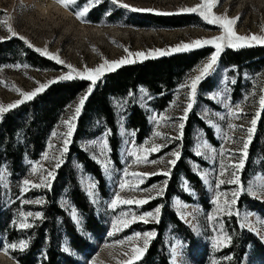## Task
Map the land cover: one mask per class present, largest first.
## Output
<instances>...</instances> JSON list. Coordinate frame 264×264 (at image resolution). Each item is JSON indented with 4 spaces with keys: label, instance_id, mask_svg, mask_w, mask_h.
<instances>
[{
    "label": "snow or ice",
    "instance_id": "1",
    "mask_svg": "<svg viewBox=\"0 0 264 264\" xmlns=\"http://www.w3.org/2000/svg\"><path fill=\"white\" fill-rule=\"evenodd\" d=\"M56 2L65 10H73L74 17L78 22L88 23L90 21H88L86 17L89 16L90 11L104 3L105 0H56ZM107 2L115 9H124L129 12H153L157 15L174 14L169 12H159L152 8L133 7L124 3L123 0H107ZM218 3L219 0H200V2L193 7L180 8L178 13L197 14L208 25L217 26L220 35L211 38H198L187 43L179 42L174 46L152 48L147 51H131L128 47L118 45L123 47L126 56L116 60L103 59V62L98 66H84L82 70L74 67L71 63H66L59 55V52H51L48 47H34L28 38L24 35L18 34V32L14 30L13 24L10 22L12 20L11 16L0 18V28L6 30L8 34L6 37L7 39L18 38L28 49L34 50L36 53H39L41 57H46L49 61H54L56 65L63 66L67 69L63 74L53 79H48L47 82L39 83L38 86L31 91H22L20 88L12 85V89L17 92L21 98L6 105L0 104V120H2L4 115L9 111L16 109L18 106H21L26 102L32 101L35 97L45 92L54 84L75 80L90 82L83 94L79 95L78 101L73 105H69V108L72 109L71 114L61 122L65 131H53L51 133L52 137L60 141V145L57 146L49 142L48 149L51 151L43 152L40 161H28L30 170L28 171V176L26 178L18 181V195H16L15 201L11 199L7 201V203L19 202V206L17 207L14 216L10 219L12 229L23 235L26 230L38 227V222H43L46 219L44 211L25 209V206L47 205L48 201L45 197L43 195H36L34 198H29L27 194L33 191L39 192L40 190L52 191L57 170L64 165L65 157L69 152V146L73 143V136L77 129V119L80 117L86 101H88L98 85V82H101L102 78L107 73L115 72L124 65H132L148 59L166 57L174 53H186L195 49H203L206 46H211L213 51L205 61L201 62V64L196 67L194 70L195 74L190 75L184 82L179 84L176 90L177 99L171 101L168 106L169 108H180L181 115L179 117H173L167 111L156 112L151 109L149 107V102L153 99V96L149 90L143 86L138 90L140 93L139 99H137L136 94L133 91H129L126 98L113 101L114 107L121 113L120 126L122 133L124 136L130 138L125 142L131 144V147L126 149V155L130 160V163L125 161L126 166L122 169V176L118 182V190L113 193L109 201L105 202L106 210L112 213L110 229L106 231V236L112 238L138 222L142 225H148L149 223L159 224L161 222L162 209L165 207V204H159L153 210H140L142 206L149 204L150 201L165 196L173 168L182 158V151L180 147L170 151L167 154L170 158L167 160L163 157L158 159H150V157L153 154L160 153L162 149L166 148L172 141L183 140L185 123L197 102L198 86L206 78H209L214 73L218 72V62L225 49L239 50L255 46H264V24L260 26L261 31L259 34H238L236 26L242 13L238 14L236 17H230L227 12L224 14H217L214 9L218 6ZM112 10V8L106 9L104 15L110 16ZM97 26H103V23L98 24ZM113 43L116 42L113 41ZM93 51H96V49L93 48ZM6 67H14L16 69H21L23 67L24 69H27L29 65L17 63ZM236 71V66L223 69L224 87L208 97L209 100H216L221 104L226 109V113H210L207 108L203 110L206 123L211 128L215 129L216 132L221 134V139L225 142L224 145L217 149L206 139L199 137L193 148L194 155L196 157H201L204 160L212 161L217 156L219 157L218 175L213 177V172L201 169L196 163L190 165L193 173L198 176L199 180L202 181L205 186L211 188L214 183L216 189L214 197L211 200V204L213 205L212 211L206 213L207 222L212 227L213 232L216 233L211 238V244L214 251L228 248L233 242V235L225 228V221L223 219L225 217H234L239 229H246L249 233L257 235V237L264 242V216H258L254 211L239 207V201L244 195L255 199L257 202H264V169L255 173L247 182L246 187L242 185L240 175L245 169L246 161L249 157V147L253 140L258 120L261 119L262 112H264V87H261L259 90L261 94L258 97L256 110L248 121L249 126L245 128L244 125L234 123L235 120H239L245 115L241 104H229L228 94L231 89L228 85L229 83L235 85L237 79L235 76H229L228 73ZM3 83L4 81H0V84ZM181 92L184 94L186 100V103L183 104L182 108L181 101L179 100V94ZM162 94L163 93H161V95ZM251 95L255 96L256 93L253 92ZM244 99L247 100L248 96H245ZM130 100L133 103H139L148 111V120L154 125L151 137L139 145H137L134 140L137 135V130L134 129L128 131L123 123V110ZM210 115L217 116L220 121L226 120L227 130H223L218 123L213 119L208 118ZM172 120L176 121L175 124L171 125L175 128L176 135L168 136L160 129L161 127L169 126V121ZM236 131H241L244 135L239 139H236L231 134ZM111 134V130L107 129L95 139H90L84 145H81L82 150L85 151V153L89 155V158L109 177H111L113 170L109 142ZM157 139L162 142L158 143ZM228 144H233L235 147L229 148L227 146ZM45 162L48 165L47 167L45 166ZM148 164H162L165 167L153 172L135 170L139 166ZM74 167L80 171L79 186L84 192L86 198L92 205H98L100 203L97 192L98 182L84 171L83 166L80 163L77 162ZM9 175L10 173L6 165H4L3 161H0V186H3L4 188L8 187ZM156 175H162L166 179L159 184H152L148 188L141 187L145 184L146 179ZM226 184L232 185L234 188L230 191H220L219 189H221V186ZM180 187L183 192L189 195L195 194L194 189L186 178L182 179ZM137 193H140L141 195L137 196ZM122 206L128 207L123 209ZM132 206H135V208ZM171 206L181 220L191 225L193 232L198 233L200 231L199 226L189 219V217H194L196 213L188 211V203H185L179 196H175L171 198ZM60 207L74 222L77 231L82 235L85 234L82 226V216L74 203L67 197H64L60 201ZM157 236L158 233L155 229L133 231L131 235L116 240L114 244H105L104 247H126L127 251L122 253L125 259L117 260V264H137V262L141 261L145 256L149 250L150 244L155 238H157ZM32 239L33 237L28 236L27 238L10 240L7 235V230H2L0 231V252H3L6 256H9V258L17 261L18 264V257L12 254L15 252L21 254L25 253L26 250L29 249ZM180 247L181 242L179 240L172 244V259L170 264H177V256L179 255ZM61 251L66 254H73L72 249L68 246L67 239H65ZM42 258H47L45 253H42ZM225 259L231 261L233 256L227 255L225 256ZM87 264H97V261L96 259H93L90 262H87ZM212 264H218V262L214 260Z\"/></svg>",
    "mask_w": 264,
    "mask_h": 264
},
{
    "label": "rangeland",
    "instance_id": "2",
    "mask_svg": "<svg viewBox=\"0 0 264 264\" xmlns=\"http://www.w3.org/2000/svg\"><path fill=\"white\" fill-rule=\"evenodd\" d=\"M123 2L133 7L152 8L159 12L174 13L173 15H158V16H186L190 18L189 20L191 23L189 25H184V26L176 27V28L155 27L154 25H150V24L148 25V23L141 22L138 18L134 17V14L136 13L152 14V15H157V14L153 12H129L124 9H115L113 6H111L107 2V0H105L104 3H102L101 5L95 7L93 10L90 11L89 16L86 17V19L90 21L88 23L78 22L74 17L73 10L71 9L65 10L63 8H60V10L66 14L64 15L63 18L58 17L59 15L56 16V14L52 13L53 15L52 14L50 15V19L48 21L46 22L40 21L37 18L36 7H35L36 4L38 3V0H0V18L11 16L12 20L10 22L13 24L14 30L17 31L18 34L24 35L26 38H28L29 41L34 45V47H40V48L48 47L49 51L51 52H54V53L59 52V55L61 56L62 59L65 60L66 63H71L74 67L81 69V70L84 66L96 67L100 63L103 62V59L116 60V59L126 56V53L123 51V47H128L131 51H139V50L147 51L152 48H165L166 46H174L175 44L179 42L187 43V42H190L191 40L198 39V38H211L213 36L220 35V31L218 30L217 26L208 25L197 14L178 13V10L180 8L193 7L196 4H198L200 0H123ZM109 8L113 9L112 14L110 16H105L104 13L106 9H109ZM214 11H216L217 14H224L225 12H227V14L230 17H236L238 14L242 13L241 18L238 21V24L236 26V31L238 32V34H241V35L250 34V33L259 34L261 31L260 26L264 24V0L252 1L251 3H246V2L244 3L243 0H233V1L232 0H219L218 6L214 9ZM101 23H103V26H97L98 24H101ZM7 36L8 34L6 30L3 28H0V41L11 40V39H7L6 38ZM12 39L19 40L18 38H12ZM113 41H115L116 43H113ZM20 42L22 43L23 46L27 47L26 45L23 44L22 41ZM118 45H122L123 47H120ZM259 47H264V46H259ZM93 48H95L96 51H93ZM205 48H209L213 51L211 46H206ZM226 50L228 49H225V51ZM230 50H233V49H230ZM233 51H236V50H233ZM36 54L39 55V53H36ZM42 58L48 60L46 57H42ZM206 58L202 60L201 62L205 61ZM12 62L13 63L3 64L0 66V81H4L3 84H0V104L6 105L8 103L15 102L17 99L21 98L19 94L12 89L11 87L12 85L20 88L22 91H31V90H34V88L37 87L39 83L47 82L48 79H53L67 71V69L64 68L63 66L56 65L54 61H49V62L57 66L58 69H37V68H32L30 66L27 69H24L23 67L21 69H16L14 67H6V66L17 64V63L26 64V63H23V61H21V59L19 58L18 59L13 58ZM201 62L198 65H200ZM196 67L192 69L186 75L185 80L190 75L195 74L194 70L196 69ZM223 69H225V67L222 66V64L220 63V59H219L218 72L214 73L209 78H206L198 86L197 102L194 105V108L190 112L189 118L185 123V127L187 126L188 121H189V124L191 123L189 128L191 130L190 138H191L192 144L189 149V152L196 159L194 161H190V160L187 161L186 163L188 167L191 170L190 165L192 163H196L200 166L201 169L213 172V177L215 175H218V172H219V157L217 156L212 161L204 160L203 158L196 157L194 155L193 148H194V144L196 140L199 137L206 139L213 147L217 149H219L225 143L221 139V134L216 132L215 129L211 128L206 123V120L204 117V111H203L205 108H207L209 109L210 113H217V112L221 114L226 113V109L221 104H219L216 100L208 99V97L211 94L215 93L216 91L224 87ZM228 75L235 76L236 79L240 78V84L235 91H234V85L230 83L228 85V87L231 89V91L228 94L229 104L234 105L236 103H239L242 105L245 115L243 118L239 120H235L234 123L244 125L246 128L247 126H249L248 121L251 119L254 111L256 110L258 97L261 94L259 90L261 87H264V69H262L260 72H257V73H255V71L253 70L250 71L249 69H242L241 71L229 72ZM211 85H213V87L210 90L209 88ZM177 88L173 90L171 94V101L177 99V91H176ZM138 90L135 93L137 99H139V96H140V93ZM253 92L256 93L255 96L251 95V93ZM82 94L83 92L80 93L79 95H82ZM79 95L69 105H73L75 102H77ZM245 96H248L247 100L244 99ZM114 100L116 99L115 98L111 99V104L116 114L117 131H118V136L121 140V144H120V148L118 152V162L115 164V162L112 159V156L110 155V158L113 161V165H112L113 170H112L111 177L104 174L102 170L98 167L101 171V174L104 180L103 185H98L97 187V192L99 195L100 203L98 205H92L86 198L87 201L92 206L97 217L101 219L103 223V227H104V232L99 238H94L91 235L84 232L85 234L83 235L89 240L90 244L92 245V250L89 251L88 254L86 255L78 254L74 252L73 250H72L73 254H68L70 256H73V258L76 260L78 264H87V262H90L93 259H96L97 264H117V260L125 259L122 253L127 251V248L124 246H117L114 248L104 247V245L114 244L116 240L123 239L125 236L131 235L133 231L148 230L146 229L147 226L150 224H154V223H149L148 225H142L141 223L138 222L137 223L139 224L138 228L133 227L134 225H136L134 224L129 229L124 230V232L118 233L116 236L112 238H108L106 236V231L110 229V220H111L112 213L106 210L105 202L109 201L113 193L116 190H118V182H119L120 177L122 176V169L126 166L125 161H128V163H130V160L128 159L126 155V149L131 147V144L125 142L126 140L130 138L124 136L122 133V129L120 126L121 113L117 111V109L114 107V104H113ZM179 100L181 101V108H182L183 104L186 103L184 94L182 92L179 94ZM171 101L168 103L166 108L163 109L162 111L169 112V114H171L173 117H179L181 115L180 108H169L168 107ZM151 102L152 100L149 102V107L155 110L150 105ZM135 104H137V106L140 107L145 113L148 126L150 128L149 135L146 139H149L151 137V132L154 128V125L150 123L148 120V115H149L148 111L139 103H135ZM69 105L66 107L65 114L63 115V117L60 119L57 125L50 132L46 140L45 150L43 152L51 151L50 149H48L49 142L57 146L60 145V141L52 137L51 133L53 131H57V132L65 131L61 122L63 119L67 118L68 115L71 114L72 109L69 108ZM155 111L161 112L157 110ZM263 113L264 112H262V117L260 119V120H263L262 122L263 126L260 129V125L262 123L260 124L259 123L260 120H258L256 131L253 135L252 141L258 138H262L264 140V114ZM123 115H124V110H123ZM194 117L197 118L202 124H204V126L208 129V131L202 128H199L197 126H192V121L194 122ZM208 118L213 119L216 123L220 125V127L223 130L225 131L227 130L226 120L220 121L218 117L215 115H210ZM123 123H124V127L128 131H131L126 126L125 115H124ZM175 123H176L175 120L169 121V126L161 127L160 130L164 132L165 134H167L168 136H175L176 135L175 128L171 126ZM231 134L236 139H239L240 137L244 135V133L241 131H236ZM87 141L79 142V148L84 154L86 153L85 151L82 150L81 145H84ZM157 142L159 143L162 141L157 139ZM180 142L181 141H172L171 143L168 144L166 148L162 149L160 153L153 154L150 157V159H158V158L163 157L165 160H167L170 158L168 157L167 154L170 151L175 150L177 147L181 148L182 155H183L184 151L182 149V145L180 144ZM135 143L137 145L140 144L137 142ZM70 146H69V149H70ZM227 146L229 148L235 147L233 144H228ZM86 155L89 158V155L88 154ZM40 158L41 156L36 161H40ZM69 159L70 158H69V152H68V154L65 157V161ZM28 161L30 160L25 159L23 162V170H22L20 179L26 178L28 176V171L30 170ZM70 162H71V166L74 170V174L76 176V180L79 186L80 171L77 170L74 167V165L77 162L78 163L80 162L74 158L70 159ZM45 166L46 167L48 166L46 162H45ZM164 167L165 166L162 164H157V165L148 164V165L139 166L135 170L143 171V172H153V171H158ZM83 169L87 174H89L92 178H94L90 173L86 171L84 166H83ZM262 169H264V162L262 161L261 157L260 156L256 157L254 155L252 156L249 153V157L246 161L245 169L240 173L242 185L246 187L249 179L255 173L261 171ZM191 172L193 173L192 170ZM154 178H160V180L153 184H159L164 179H166L162 175L151 176L148 179H146L145 184L142 185L141 187L142 188L150 187L152 185L150 184V181ZM94 179L96 180V178ZM182 179L184 178L180 176L177 180L178 189L181 191L182 195L185 198L184 200L183 199L182 200L185 203L189 204L188 211L196 213L194 217H189V219H191L194 224H197L199 226L200 231L198 233L193 232L191 225L188 223H185L183 220H181L176 215L170 203V209L172 210V212L184 224V226L188 228V230L193 236V243L191 244L192 246L189 249L194 253L195 259L194 261H191L188 258L187 243L182 240L181 236L178 234L177 231H175V229H173L172 227H169L164 236L165 248L167 251L169 263L172 259V244L176 243V241L179 240L181 242V247L179 249V255L177 256V264H200L201 262L203 264H212L214 260L221 264H225L226 263V259H225L226 248H222L219 251L213 250L212 244H211V238L216 233L213 232L212 227L208 224L207 219H206V213L211 212L213 208V205L211 204V200L214 197V193L216 191L214 183L212 187L209 188L208 186H205L202 183V181H200L198 178L201 187L199 189H196L193 186V184L190 183L192 188L194 189L195 194L189 195L183 192L180 187ZM17 185H18V182L14 185L9 175L8 187L4 188L3 186H0V213L1 212L7 213L6 218L3 220L1 226L4 228H7L9 226V229H8L9 234L11 230H14L11 228L10 219L14 216L16 209L19 206V202L16 201L14 203H7V201L9 199L15 201V197L16 195H18ZM79 188L82 191L80 186ZM233 188L234 186L226 184V185L221 186V189L219 190L220 191H230ZM42 191L43 190H40L39 192L33 191L27 195L29 198H34L36 195H41ZM65 191L61 193L60 197L57 200L59 207H60V201L62 198L67 197L68 199H70L68 193ZM136 195L139 196L141 194L137 193ZM153 201H150V203ZM149 204L142 206L140 211L149 210V209H144L145 206H148ZM42 207L43 206L31 205V206H25V209L35 211V210H40ZM127 207L128 206H122L123 209H126ZM132 207L135 208V206H132ZM239 207H241L242 209L254 211L258 216H264V202H257L255 199L249 198L247 195H244L242 199L239 201ZM196 210H199V211H196ZM223 219L225 221V228L226 230L230 232V234L237 233L238 230L239 232L245 231L249 233L246 229L238 228V225L234 217L233 218L225 217ZM82 220H84L83 217H82ZM71 222L75 226L72 220ZM83 224H84V221H83ZM83 229H84V226H83ZM14 232L16 233H11V236L9 237L10 240L17 239V238H27V230L23 235L16 230H14ZM249 234L252 235V237H256L257 239H259L257 235L253 233H249ZM65 239H67V237L63 235L61 243H60V248L63 247ZM260 242L264 246V242H262L261 240ZM108 249H113L117 253L115 258L107 255ZM0 253L3 254V256L8 259V261H5V263H0V264H17V261L9 258V256H6L3 252H0ZM241 264H260L258 261L256 252L251 243L246 248V253L242 259Z\"/></svg>",
    "mask_w": 264,
    "mask_h": 264
},
{
    "label": "trees",
    "instance_id": "3",
    "mask_svg": "<svg viewBox=\"0 0 264 264\" xmlns=\"http://www.w3.org/2000/svg\"><path fill=\"white\" fill-rule=\"evenodd\" d=\"M134 17L141 22L159 28H176L191 23L190 18L186 16H158L136 13ZM211 52V49L203 48L186 53H176L132 65H124L115 72L106 74L102 81L98 82L77 119V129L69 149V158L79 161L86 171L96 178L98 185H103L104 180L100 169L80 150L79 142L95 139L105 130L110 129L112 133L109 137L110 155L115 164L118 162L121 140L118 136L116 114L111 99L126 98L129 91L136 93L143 86L153 96L150 105L155 110L162 111L171 101L173 90L184 82L186 75ZM13 58L21 59L23 63L32 68L58 69L48 60L23 46L17 39L0 41V66L13 63ZM220 63L225 68L236 66L237 71L249 69L255 73L260 72L264 69V47L256 46L236 51L228 49L221 55ZM88 83L90 82L75 80L54 84L32 101L9 111L0 120V161L6 165L14 185L21 177L24 160L36 161L39 159L45 150L46 140L50 132L65 114L66 107L86 90ZM239 84L240 78H237L234 91ZM212 87L213 85L209 89L211 90ZM161 93L163 94L161 95ZM124 115L127 128L137 130L135 142L141 144L150 132L145 113L137 104L129 102L124 109ZM262 122L263 120H260L259 123ZM190 125L191 123L189 124L188 121L184 138L180 142L184 153L173 169L165 196L154 200L144 208L151 210L159 204H165L162 209L161 222L150 224L146 228L148 230L155 229L158 236L152 241L149 250L137 264H170L164 241L165 233L169 227L175 229L182 240L187 243L188 258L191 261L195 259L194 253L189 249L193 243V236L170 209L172 197L179 196L181 199H185L177 186V180L180 176L186 178L196 189L201 187L197 176L191 172L186 163L189 160H196L189 152L192 144ZM192 126L208 131L204 124L195 117ZM262 126L263 123L260 125V129ZM249 153L252 156H260L264 162V140L258 138L252 141ZM70 159L65 161L64 165L57 170L52 191L43 190L41 192V195L48 201V204L43 205L40 209V211L45 212L46 219L43 222H38V227L27 230V237H33L29 249L23 254L19 252L12 254L18 257V264H78L73 256L61 251L60 243L63 235L67 237L68 244L74 252L86 255L92 250L89 240L77 231L67 214L58 206L57 200L65 190L84 219V232L94 238H99L104 232L101 219L97 217L78 186ZM159 180L160 178H154L150 184ZM6 214V212L0 213V231L7 230L9 238L11 233L16 232L11 230L9 234V226L7 228L1 226ZM133 227L138 228L139 224ZM232 235L233 242L231 246L226 248L225 255H232L233 259L231 261L226 260L225 264H241L246 248L250 243L256 252L259 263L264 264V246L259 239L252 237L245 231L239 232V230ZM42 253L46 254V259L42 258ZM218 264L221 263L218 262Z\"/></svg>",
    "mask_w": 264,
    "mask_h": 264
},
{
    "label": "clouds",
    "instance_id": "4",
    "mask_svg": "<svg viewBox=\"0 0 264 264\" xmlns=\"http://www.w3.org/2000/svg\"><path fill=\"white\" fill-rule=\"evenodd\" d=\"M61 6L56 2V0H38L36 7V15L40 21H48L50 19L51 9H60ZM107 255L115 258L117 253L113 249L107 250Z\"/></svg>",
    "mask_w": 264,
    "mask_h": 264
},
{
    "label": "bare ground",
    "instance_id": "5",
    "mask_svg": "<svg viewBox=\"0 0 264 264\" xmlns=\"http://www.w3.org/2000/svg\"><path fill=\"white\" fill-rule=\"evenodd\" d=\"M233 1V0H232ZM252 1H259V0H243V2L245 3H251ZM232 4V3H231ZM35 7H37V4H36V6ZM52 13H54V14H56V16L57 15H59L58 17H64V15H66L64 12H62L60 9H51L50 10V15L52 14ZM53 15V14H52ZM55 17V16H54ZM68 19V18H67ZM5 261H8V259L7 258H5L4 256H3V254H1L0 253V263H5Z\"/></svg>",
    "mask_w": 264,
    "mask_h": 264
}]
</instances>
